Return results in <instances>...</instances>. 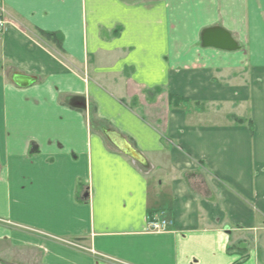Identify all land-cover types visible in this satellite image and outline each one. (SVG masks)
<instances>
[{
	"label": "crops",
	"instance_id": "obj_1",
	"mask_svg": "<svg viewBox=\"0 0 264 264\" xmlns=\"http://www.w3.org/2000/svg\"><path fill=\"white\" fill-rule=\"evenodd\" d=\"M0 14L1 260L264 264V0H0ZM162 212L173 227L149 232Z\"/></svg>",
	"mask_w": 264,
	"mask_h": 264
},
{
	"label": "water",
	"instance_id": "obj_2",
	"mask_svg": "<svg viewBox=\"0 0 264 264\" xmlns=\"http://www.w3.org/2000/svg\"><path fill=\"white\" fill-rule=\"evenodd\" d=\"M219 31H214V33H218ZM223 32V31H221ZM210 33H213V32H210ZM225 33V32H224ZM226 34V38H230L231 40V37L227 34ZM207 36V35H206ZM231 44H233L232 40L230 41ZM228 51H231L233 48H231L229 46V48H226ZM27 79H24V78H21L19 76H16L14 78V82L19 85V86H24V82L26 81ZM111 137V140L112 142L115 144V146L121 151L123 152L125 155H127L129 158L131 159H134L140 163H143L145 162L144 159H143V156L141 155L140 152L136 151L132 146L131 144H129L125 139L119 137V136H116V135H113L111 134L110 135Z\"/></svg>",
	"mask_w": 264,
	"mask_h": 264
},
{
	"label": "built area",
	"instance_id": "obj_3",
	"mask_svg": "<svg viewBox=\"0 0 264 264\" xmlns=\"http://www.w3.org/2000/svg\"><path fill=\"white\" fill-rule=\"evenodd\" d=\"M5 25H6V22L0 14V31L4 29ZM171 226H172L171 221H168V220L155 221V220H153L149 224V231L154 232V233H159V232H163V231L167 230Z\"/></svg>",
	"mask_w": 264,
	"mask_h": 264
},
{
	"label": "trees",
	"instance_id": "obj_4",
	"mask_svg": "<svg viewBox=\"0 0 264 264\" xmlns=\"http://www.w3.org/2000/svg\"><path fill=\"white\" fill-rule=\"evenodd\" d=\"M43 37H45L46 39H48L49 41H53L57 44V47L59 49H62V40L57 38L56 34H50V33H43L42 34ZM231 120H233L236 124H246L248 123L251 127V129H253V126L251 124V121L250 122H247L246 120L244 119H239V118H236V117H230ZM232 250V249H229V251Z\"/></svg>",
	"mask_w": 264,
	"mask_h": 264
},
{
	"label": "rangeland",
	"instance_id": "obj_5",
	"mask_svg": "<svg viewBox=\"0 0 264 264\" xmlns=\"http://www.w3.org/2000/svg\"><path fill=\"white\" fill-rule=\"evenodd\" d=\"M6 67H7V64L0 59V76L3 73V71L6 69ZM11 256L12 257H9V258H7L6 256H4L5 260H1L0 259V264H19L18 262H16V258L17 259H21V258L24 259L26 257V256H22L21 254L19 255L17 253L12 254ZM13 258L15 260H13ZM19 262L22 264L21 261H19Z\"/></svg>",
	"mask_w": 264,
	"mask_h": 264
}]
</instances>
